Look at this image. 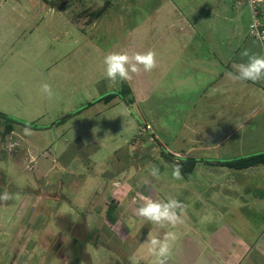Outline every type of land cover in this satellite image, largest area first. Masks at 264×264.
<instances>
[{
  "label": "rangeland",
  "instance_id": "rangeland-1",
  "mask_svg": "<svg viewBox=\"0 0 264 264\" xmlns=\"http://www.w3.org/2000/svg\"><path fill=\"white\" fill-rule=\"evenodd\" d=\"M251 23L247 0H0V113L9 119H0V195L13 194L0 201V264H154L145 241L166 231L177 236L167 264L214 253L220 264L228 256L263 264L264 165L215 163L264 152V96L255 105L248 94L246 107L260 113L239 132L246 153L236 155L225 150L238 139L227 136L237 125L227 121L233 97L225 115L207 98L193 113L177 112L174 70L166 72L178 51L199 45L196 35L227 34L233 48L257 44ZM149 50L158 66L137 90L140 104L102 101L145 76L109 87L104 56ZM188 158L199 162L174 179V165ZM114 190L118 203H107ZM39 192L48 196L36 199ZM144 197L181 201L184 222L161 228L137 216ZM58 236L66 259L46 246ZM77 241L78 256L69 247Z\"/></svg>",
  "mask_w": 264,
  "mask_h": 264
},
{
  "label": "crops",
  "instance_id": "crops-1",
  "mask_svg": "<svg viewBox=\"0 0 264 264\" xmlns=\"http://www.w3.org/2000/svg\"><path fill=\"white\" fill-rule=\"evenodd\" d=\"M113 5V4H111ZM264 6L262 7V12L264 16ZM90 18H85L86 23ZM90 22H94L90 21ZM235 30L232 32V38H236ZM250 36L257 41V44L252 40L246 39L244 43L237 47L233 48V41L231 37L227 34L225 35H215V33H211L208 35H196V41L199 45H195L191 51H178L175 55V64H172L171 67L167 68L166 72H171L174 70L175 74V88L176 92L179 93L178 97V106L177 112L183 113H193L195 110L196 103H199L203 98H207L206 102L209 104L215 105L217 109L223 107L224 115L228 114L229 112L227 107L235 106V108H230L231 115L227 118V121L237 122V125H234L232 131L227 134L229 138H238L233 141V147H225V150L229 152H234L236 155L244 154L245 152V144L242 141L241 135L239 132L245 126L247 120L256 117L260 113V109L255 107L254 109L249 110L246 107V103L248 100V94H250V98L253 100V104L257 105L263 101L264 96V81L253 83L251 81L245 82H236L233 83L232 81L226 78V73L228 71H234V66L238 63L244 62L240 56V53L244 49H249L250 52L264 55L262 51H259L257 47L258 44L262 45L264 48V42L253 37L251 34ZM221 38L226 40V43H222ZM218 41V43H216ZM206 42H210L207 47ZM253 43V47L248 48L247 46ZM226 46V47H225ZM205 47V48H202ZM247 47V48H246ZM264 50V49H263ZM246 59V58H245ZM141 73V72H140ZM145 76H140L139 80L140 85L138 84H127L126 86L130 90L131 98L133 99L134 103L132 104L138 105V89H142L146 87L147 78ZM257 88L255 91L251 89L250 93L249 88ZM147 88V87H146ZM165 89H170V87H165ZM241 90H246L244 92H239ZM233 97V102L231 105L228 106L229 98ZM135 99V100H134ZM251 100V101H252ZM243 101V108L242 106ZM188 109H185V108ZM241 107V108H239ZM194 108V109H193ZM239 109V111H235L234 109ZM193 109V112H190ZM226 109V110H225ZM221 110V109H220ZM184 118V117H182ZM184 121V119H182ZM188 121V120H187ZM262 153V152H261ZM257 154V153H256ZM252 155V154H251ZM248 155H242V157ZM241 157V156H240ZM236 157V158H240ZM235 159V158H233ZM112 187L117 188L119 186L118 181L111 180ZM111 189L110 191H112ZM115 194L110 195L108 202L110 200H116L115 202L118 203L117 192L113 191ZM48 194L45 192H39V194L35 195L36 199H45ZM115 195V196H114ZM49 198V197H47ZM134 203V202H133ZM119 206V205H118ZM261 227H264L263 225ZM264 232V230H263ZM261 244V243H260ZM247 246V244H246ZM17 250V249H16ZM15 250V251H16ZM14 251V252H15ZM217 254H208L207 258H200V262L197 264H220L217 258L219 257ZM260 255L263 258L264 264V240L263 244L260 246ZM205 257V256H203ZM16 258V257H14ZM20 258V257H19ZM233 258L232 256H228L224 263L226 264H237L238 259Z\"/></svg>",
  "mask_w": 264,
  "mask_h": 264
},
{
  "label": "clouds",
  "instance_id": "clouds-1",
  "mask_svg": "<svg viewBox=\"0 0 264 264\" xmlns=\"http://www.w3.org/2000/svg\"><path fill=\"white\" fill-rule=\"evenodd\" d=\"M240 56L244 62L236 64L234 71H228L226 78L233 83L264 81V55L255 54L250 52L249 49H244ZM103 64L108 86L113 87L120 81L132 80L134 75L140 74L141 71H153L158 66V61L157 54L152 50L131 54L127 51H113L104 56ZM41 92L48 99L55 96L51 85L47 83L41 85ZM24 134L31 135V129L25 127ZM181 167L182 165L179 163L173 167L172 176L176 180L183 179ZM150 174L158 177L159 168L152 166ZM10 199H13V194L7 191L0 195V201ZM185 207L181 201L174 198L159 200L144 197L142 206L136 209V215L161 228L169 226L175 228L184 222L182 217ZM176 239L177 236L174 231H166L163 238L154 237L149 233V238L146 239L145 243L149 245V253L156 258L154 264H167L171 256L172 244Z\"/></svg>",
  "mask_w": 264,
  "mask_h": 264
},
{
  "label": "trees",
  "instance_id": "trees-1",
  "mask_svg": "<svg viewBox=\"0 0 264 264\" xmlns=\"http://www.w3.org/2000/svg\"><path fill=\"white\" fill-rule=\"evenodd\" d=\"M101 13L102 12L100 11L97 13V15H100ZM129 95H130V90L128 89L127 86H124L120 90V92L108 94L107 96H105L101 100L102 101L104 100L106 102H110L111 100H113L117 97H120L127 105H130L132 103V101L128 99ZM0 119L9 120L6 118V115L2 114V113H0ZM24 125L28 126L30 124L27 123ZM7 129L10 130L11 126H7ZM168 159L172 160V156L170 155ZM183 162H186L188 164V165H183L181 167L182 173L185 174L186 172L193 170L195 165L199 162V159L188 158L186 160H183ZM215 164L222 166V167H228V168H233V169H238V170L257 167L260 165H264V152L252 154V155H248V156H244V157H240V158L230 159V160H220V161L216 162ZM109 219H111V218L109 217Z\"/></svg>",
  "mask_w": 264,
  "mask_h": 264
},
{
  "label": "built area",
  "instance_id": "built-area-1",
  "mask_svg": "<svg viewBox=\"0 0 264 264\" xmlns=\"http://www.w3.org/2000/svg\"><path fill=\"white\" fill-rule=\"evenodd\" d=\"M252 13L251 35L264 42V16L262 7L264 0H247Z\"/></svg>",
  "mask_w": 264,
  "mask_h": 264
},
{
  "label": "flooded vegetation",
  "instance_id": "flooded-vegetation-1",
  "mask_svg": "<svg viewBox=\"0 0 264 264\" xmlns=\"http://www.w3.org/2000/svg\"><path fill=\"white\" fill-rule=\"evenodd\" d=\"M37 194H39V193H37ZM76 233H78V232H76ZM78 235H79V233H78ZM50 242L51 243L47 244L46 246L50 247L53 250V252L55 251V253L60 254L62 256V258H64L66 256L65 255L66 248L64 247V244H63V241H62V237L58 236L55 240H52ZM78 246H79L78 245V241L75 242L74 244L69 245V247L71 249L74 248L76 250V252L78 253L77 256L79 254H81V252L79 251V247ZM80 246H81V244H80ZM65 259H66V257H65Z\"/></svg>",
  "mask_w": 264,
  "mask_h": 264
}]
</instances>
